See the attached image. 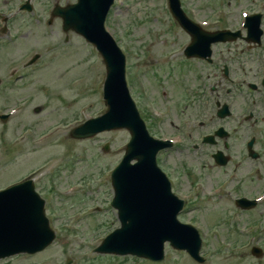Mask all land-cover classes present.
Returning a JSON list of instances; mask_svg holds the SVG:
<instances>
[{
    "label": "rangeland",
    "instance_id": "374dc122",
    "mask_svg": "<svg viewBox=\"0 0 264 264\" xmlns=\"http://www.w3.org/2000/svg\"><path fill=\"white\" fill-rule=\"evenodd\" d=\"M222 1L225 4V0ZM246 1L253 4L251 0ZM237 3L239 2H236V5ZM235 6L233 7L234 14L240 9ZM166 11L165 0H119V4H115L106 20V28L125 54L128 88L134 101L137 103L139 100L140 111L143 113L145 106L147 107L146 114L153 111V107L164 109L165 114H162V117L171 118L177 122L178 118L174 115V108L179 118L181 117L178 110L181 95H179V83L186 82L189 85L193 77L192 74L184 71L190 66L182 67L181 65L189 62L184 60L180 51L183 49L181 45L184 46L187 39L184 33L182 34L181 31L179 33V30L172 24V19L167 18ZM58 23L56 20L48 25L47 19L36 22L25 17L18 18L13 21V26H20L21 30L26 32L27 37L24 36L18 40L8 38L7 41L5 37L0 36L2 43L0 46V77L4 78L7 71L14 68L26 73L22 81H16L15 85L7 84L9 93L12 92L9 94L10 98L0 96V112L17 104L14 102H18V97L23 101L21 110L26 112L18 111L10 115L6 121H0V187L32 169L40 171V180L54 170V173L61 177V181L58 177L55 178L58 182L56 184L58 195L54 212H60V217H62L56 220L61 229L56 231L55 240L44 251L35 255L13 256L0 261V264H64L68 257L73 259L71 264H99V257L96 252L92 251V247L99 243L95 242L97 237L106 234L118 225L115 211L108 207L112 191L106 179L109 171L120 160L125 143L129 139V133L126 129H117L76 141L67 135L66 129L73 120L95 116L105 109L101 92L104 65L94 47L81 40L80 37L70 36V43L64 44V33ZM262 40L264 43V37ZM155 45L157 49L154 48ZM215 47L217 52L226 51L221 45ZM34 51L41 53L40 60L30 67L21 69L22 62ZM81 58L83 63L80 61ZM192 63L195 64V68H199L200 64ZM243 64L257 67L260 61L252 65ZM208 73H211L212 77L210 79L206 77L204 81H209L210 84H217L216 80L218 83L221 82V79L217 77L218 71L215 75L213 70L203 69L198 75L205 76ZM136 86H139L137 87L138 96ZM244 90L243 87V94H239L236 90L234 96H237L235 98L237 101H241L244 97L250 101L251 98L247 97ZM223 98L231 99L225 92ZM223 98L221 99L224 100ZM202 104L206 105V102ZM35 106H40L41 110L34 112ZM231 107L238 112L236 104H232ZM152 115L150 114L152 119H160ZM164 123H166L165 120ZM22 127L34 128L31 135L27 134L28 139L26 140L28 141L23 144L25 139L18 142ZM52 129H56L57 133L48 135L46 142L33 141L35 135H45ZM240 137L239 133L232 137L234 144L230 151L231 154L239 150L237 147H239ZM260 141L264 145V139ZM106 142L109 144V149L104 151L102 147ZM5 143L9 147L3 146ZM257 147L261 148L259 142ZM195 154L198 153L190 148L178 147L171 151L169 162L184 159L196 166L195 161L199 160V157ZM242 154L246 163L243 164L244 168L239 175V180L244 181V184L239 187L240 190L234 191L237 190V184L236 181H232L231 195L219 192L209 194L213 195L212 198L215 200L211 202L216 208L220 207V204L225 207L222 213L226 218L225 224L231 229L235 228L232 211L238 210L230 202L232 197L238 194L253 196L264 189V171L261 174L259 172V169L264 166V158L250 159L245 156L244 151ZM202 171L206 174L212 172V170ZM103 174L106 179H103L102 183L100 179ZM170 176L179 184L181 183V190L189 188H184L182 185L191 183L185 175L170 172ZM199 176L206 177L203 173ZM74 180L78 185L69 188L67 185L72 184ZM205 183L206 187L203 190H206L208 194L210 185H215L217 182ZM59 189H69V191L61 192ZM39 190L43 193L44 187ZM203 190L199 191L200 196H203ZM195 198L188 200V207L185 210L190 209L193 211V216L202 217V221L204 218L206 226L204 231L207 232L210 227L220 223L218 216L221 209L206 210L211 207L210 202ZM96 205L99 207L95 208ZM48 206L50 207V204ZM48 206L46 213L52 216ZM89 210L94 216L90 217L89 214L86 216ZM191 211H186L181 216L182 220L187 219ZM81 213L84 214L82 218L79 217ZM237 218L241 220H236L239 224L236 225L235 238L230 228L225 225L220 227L224 228L227 233L226 237L218 233L206 238L201 248V253L205 256L203 264H264V199L255 210L243 211ZM250 218H257L260 221V227L254 231L256 235H259L258 239L252 243L262 248L261 257H255L249 252L245 253L240 250L249 234L244 230L246 229L245 224L250 223ZM56 222L51 221L52 227L55 228ZM64 228L71 229L70 233L62 230ZM220 239H224L225 242ZM228 241L230 245H227ZM247 242L250 243V239ZM166 247V255L169 254V257L161 262L136 257H129L128 261L125 257L120 258L115 255L100 257L104 264H116L120 259L119 264H198L185 252Z\"/></svg>",
    "mask_w": 264,
    "mask_h": 264
},
{
    "label": "water",
    "instance_id": "95a60500",
    "mask_svg": "<svg viewBox=\"0 0 264 264\" xmlns=\"http://www.w3.org/2000/svg\"><path fill=\"white\" fill-rule=\"evenodd\" d=\"M111 0H79L83 15L77 29L102 54L106 64L104 98L107 111L71 134L92 135L104 129L126 127L131 133L126 152L111 175L114 196L111 204L117 208L121 222L97 248L100 251L135 253L151 259L162 258L163 242L185 248L198 260L199 238L189 225L179 223L175 213L180 201L169 191L165 176L155 165L157 143L145 131L124 81V59L112 38L103 28V19ZM175 16L181 12L177 0H171ZM68 26V21L65 23ZM203 54L205 46L194 39L186 53ZM106 148V146H105ZM136 162L131 164L130 161ZM54 237L43 215V201L32 187L15 186L0 192V256L15 252H35L44 248Z\"/></svg>",
    "mask_w": 264,
    "mask_h": 264
},
{
    "label": "flooded vegetation",
    "instance_id": "af4514ba",
    "mask_svg": "<svg viewBox=\"0 0 264 264\" xmlns=\"http://www.w3.org/2000/svg\"><path fill=\"white\" fill-rule=\"evenodd\" d=\"M59 1V0H54ZM230 1L232 0H227V5H230ZM236 1V0H235ZM240 1V0H239ZM254 4L256 1L260 2V5L262 6V10H257L263 13V15L261 16V22L262 24H264V2L262 3V0H251ZM246 6H250V3L246 2L245 4ZM241 6V5H238ZM252 12H256L254 10H251ZM201 11L197 12V16L195 15H190V18H192L194 21L198 22L203 20V19H210L211 15H209L207 12H203V14H200ZM205 29H215L216 28V24L211 26V25H206V26H202ZM245 43V47H241L239 48V52L235 51V52H231L230 50L232 49L230 46L227 47V51L228 52H219L217 53L216 51L212 50L211 53V61L207 62L204 59H198L200 60L203 64L208 65L210 70H213L215 72V75L217 73V71H220L221 74V78L223 80H226L228 82H232L234 80L235 77H237L238 74H240L241 76H246L245 74L249 72V70H246L240 63V65H238V59H240L242 62H252L253 60H255V54L258 52V50H262V48L260 47V45H254V44H249V43ZM264 49V48H263ZM246 51V52H245ZM245 52V54H244ZM220 64V65H219ZM237 64V65H235ZM219 65V67H218ZM224 69L226 71V74H224ZM207 76L209 77V74H207ZM243 81V80H242ZM241 81V83H242ZM262 83V81L260 82ZM248 85V82H246V87ZM217 88V84L209 85V93H214L215 90ZM190 90V94L192 97L195 96V92L197 91L196 89H189ZM246 90H250L248 87ZM225 91L227 93H229L231 91V88L225 86ZM251 91H255L254 94L259 95L256 98H253L251 103L252 106L251 108H248L246 110H243V104L240 101L239 104L237 105L238 108V112H237V116L235 117V121H236V125L234 126L235 129L244 127L246 125V123L248 122L249 119H246L248 117V113L251 112L254 116V113L256 112V110L261 109L262 111H264V83L261 84L260 87H257L256 89H253ZM216 96H218V94H216ZM216 99H214V107H212V109H214V112L216 111L217 107H216ZM208 107H211L210 105H208ZM193 108L191 105H185L182 108V112H184L185 110H187L188 113L193 114V113H197V108H195V110L193 111ZM206 109V108H205ZM208 110V109H207ZM252 116L253 120L254 117ZM227 118H230L227 117ZM230 120H234V119H230ZM228 120V122L230 121ZM214 122L211 121V119H209V122L207 123V126H211ZM213 128L211 131H208L207 134H211L214 132ZM199 132V131H198ZM215 148L219 149L220 147L224 146V142L221 139H216V143H215ZM209 156L212 157V152L209 153ZM205 153H201L200 157H199V166H202L204 160H205ZM207 164V163H206ZM214 165H216L213 162ZM210 165V164H207ZM204 166V165H203ZM211 166V165H210Z\"/></svg>",
    "mask_w": 264,
    "mask_h": 264
},
{
    "label": "bare ground",
    "instance_id": "6f19581e",
    "mask_svg": "<svg viewBox=\"0 0 264 264\" xmlns=\"http://www.w3.org/2000/svg\"><path fill=\"white\" fill-rule=\"evenodd\" d=\"M155 49L157 48V46L154 47Z\"/></svg>",
    "mask_w": 264,
    "mask_h": 264
}]
</instances>
